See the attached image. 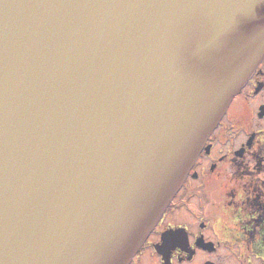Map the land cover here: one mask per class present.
Segmentation results:
<instances>
[{
    "label": "water",
    "instance_id": "1",
    "mask_svg": "<svg viewBox=\"0 0 264 264\" xmlns=\"http://www.w3.org/2000/svg\"><path fill=\"white\" fill-rule=\"evenodd\" d=\"M264 54V0H0V264H127Z\"/></svg>",
    "mask_w": 264,
    "mask_h": 264
},
{
    "label": "flooded vegetation",
    "instance_id": "2",
    "mask_svg": "<svg viewBox=\"0 0 264 264\" xmlns=\"http://www.w3.org/2000/svg\"><path fill=\"white\" fill-rule=\"evenodd\" d=\"M127 264H264V54Z\"/></svg>",
    "mask_w": 264,
    "mask_h": 264
}]
</instances>
